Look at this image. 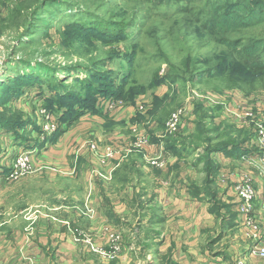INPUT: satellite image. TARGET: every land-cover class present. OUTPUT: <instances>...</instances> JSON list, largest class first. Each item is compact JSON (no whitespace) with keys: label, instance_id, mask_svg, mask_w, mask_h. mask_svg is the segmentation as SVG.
Instances as JSON below:
<instances>
[{"label":"rangeland","instance_id":"rangeland-1","mask_svg":"<svg viewBox=\"0 0 264 264\" xmlns=\"http://www.w3.org/2000/svg\"><path fill=\"white\" fill-rule=\"evenodd\" d=\"M18 1L26 5L18 17L22 20L8 19L6 23L0 20V69H3L0 72V119L11 126L10 129L0 126V156L4 163L14 162L23 152L35 150L37 141L54 138L62 132L67 127L60 124L64 117L73 119L71 128L75 130L74 136L80 138L71 149L92 151L99 145L113 147L109 140L102 143L89 141L94 137L91 133H96L101 123L109 129L116 123L110 119L108 113L111 110L107 108L112 99L134 106L137 98L152 96L155 108L147 112L157 111L156 119L167 123L182 103L186 100L193 102L190 93L195 95V92L211 90L249 94L264 91V73L253 75L234 52L214 41L217 34L204 27L205 16L212 13L220 0H47L40 10L34 0H0L1 17L9 14L14 18V13H8V5L13 3L11 7H15ZM252 3L262 9L264 0H252ZM26 17L32 18L28 29L23 24L29 20L26 21ZM223 35L228 39L241 40L246 45L251 39H264V24ZM18 61L34 62L38 66L29 71L31 69L24 66L25 62ZM46 69L54 71V78H45ZM162 90L166 92L160 95ZM155 92L160 93L156 95ZM118 93L122 95L117 99ZM92 97V107H80V103L91 106ZM83 109L91 113L102 112L101 109L108 112L100 114L103 122L94 121L91 115L84 114L87 123L83 126L78 124L84 116L79 114ZM45 111L53 118L55 125L51 129H47L43 122L46 121ZM146 128L149 130L148 126ZM7 151L11 153L6 155ZM100 168V165L94 168L92 177L100 175ZM0 181L5 183L0 186V248H16L31 240L29 230L14 238L16 230L30 229L35 225L31 222L32 215L39 213L34 204L40 200L49 202L55 189L53 184H47L52 188L48 196L33 189L30 179L21 184L10 183L7 177H0ZM27 181L30 182L27 187L30 191L22 197L21 193L18 194L20 191H16ZM56 183L62 185L67 180L59 178ZM63 193L58 195L71 200V192ZM23 204L28 207L22 208ZM92 204L88 203L89 210L84 216L100 219L101 213L97 214L96 205ZM137 209L133 205L125 210L120 223L89 222L90 228L79 229L77 243L88 249L82 254L84 264L181 263L174 252H164L161 236L174 234L177 227L181 229L182 226L172 221H165L163 225L145 222L148 215L144 209L141 214L145 216L141 222V217L134 212ZM190 210L186 207L184 212ZM160 213L165 216L174 212L168 206L163 207ZM137 220L141 222V229ZM96 225L100 228L97 229ZM145 226L150 227V233ZM161 226L160 236L147 239L148 234H153V229ZM206 235L201 238L203 246L212 240L206 239ZM227 246L229 240L225 243V248Z\"/></svg>","mask_w":264,"mask_h":264},{"label":"crops","instance_id":"crops-1","mask_svg":"<svg viewBox=\"0 0 264 264\" xmlns=\"http://www.w3.org/2000/svg\"><path fill=\"white\" fill-rule=\"evenodd\" d=\"M165 92L162 90L160 95ZM200 92L190 93L193 102L182 103L184 119L182 117L176 131L156 119L157 111L147 112L155 108L152 96L137 98L134 106L112 99L107 107L111 110L108 114L116 123L110 129L101 123L89 140L111 141L116 147L117 151L104 165L89 149H71L80 141L71 128L73 120L54 138L37 141L35 150L29 154L31 172L27 175L9 177L13 161L4 163L0 156L1 179L7 177L10 183L19 184L30 179L33 189L42 195L49 196L52 190L47 184H53L55 189L49 202L40 200L34 204L39 213L32 215L31 222L35 225L16 230L13 235L16 238L29 230L30 242L16 248L1 247L0 264H84L82 254L88 249L77 243L79 229L90 228L89 222L120 223L124 211L133 205L138 208L134 212L141 217V222L142 216L148 215L145 222L163 225L165 221H172L182 226L181 229L176 226L174 234L161 236L164 252H174L177 261L181 262L177 264H264V258L258 253L264 248V161L256 145L257 127L264 124V91L249 94L243 91ZM159 93L155 92L156 95ZM199 105L207 112L203 115L209 137L207 145L197 144L200 115L196 108ZM101 111H80L79 114L91 115L94 121L103 122L100 114L108 111ZM86 115L78 124L84 126L87 123ZM140 137L146 141L137 147L135 143ZM5 153L8 155L11 151ZM203 156H207V169ZM98 165L100 175L94 178L92 174ZM59 178L66 179L67 183L58 185L56 180ZM243 178L250 179L257 192L249 214L251 223H246V216L239 211L233 192L234 184ZM37 181L39 183H35ZM207 182L214 190L215 200L203 190ZM4 185L0 181V186ZM29 186L27 181L16 192L20 191L18 194L24 197L30 191ZM63 191L71 192L72 201L58 195L64 194ZM5 193L8 198V192ZM89 202L93 203L91 206L96 205L100 219L84 216L89 210ZM168 206L172 207L173 215H161L162 208ZM27 207L22 205V208ZM186 207L191 209L190 212H184ZM143 209L147 212L145 215L141 214ZM54 210L57 213L53 214ZM140 221H136L139 229L142 228ZM83 223L86 225L82 226ZM162 228L153 229L147 239L160 236ZM145 230L150 233L149 226H145ZM137 233L140 235L139 231ZM205 233L206 239L212 240L203 246L201 238ZM227 240L229 246L225 248Z\"/></svg>","mask_w":264,"mask_h":264},{"label":"trees","instance_id":"trees-1","mask_svg":"<svg viewBox=\"0 0 264 264\" xmlns=\"http://www.w3.org/2000/svg\"><path fill=\"white\" fill-rule=\"evenodd\" d=\"M34 1L39 4L38 5L39 10H40V6H42L43 3L47 2V0H34ZM208 1L211 2V0H208ZM219 2L220 4L216 5L213 8L212 13H210V15L208 16H205V19H207V21L204 24V27H206L209 32L217 34L216 35L217 37L215 38L214 41L217 42L218 44L224 45L225 47L230 49L232 52H234L236 54V58L238 60L242 59L243 64L247 67V69L253 75L264 73V54H261L264 51V39H251L248 44L244 45L241 43L242 42L241 40L228 39L226 36L223 35L227 32H234L241 28H252V27H256L258 25L264 24V3L262 5L263 8L259 9L255 7V5L252 3V0H220ZM15 4H17V6L15 7H11V5H8V13L9 11H11V13L15 14V17L11 18L9 17V14L6 17H1L0 15V20L2 21V23L8 22V19H15L17 22L21 19L18 17L19 15H21V11H23V7H25L26 5H23L21 1H18ZM19 4L20 6H18ZM200 15H203V13H200ZM28 19L29 18L26 17V21ZM31 20L32 18H30L27 22L24 21L25 23H23L22 21L26 29H28L29 26L31 25ZM99 26H100L99 28H102L101 27L102 25H99ZM111 33H113V30ZM18 62L20 63L25 62L26 65L24 66L31 69L29 71H34L35 66H38V65H35L34 62H30V61L28 62L18 61ZM1 70L3 69L1 68L0 72ZM46 70L47 71L44 73V74H47L45 75L46 76L45 78H47V76H51L54 78V75H53L54 71H51L50 69H46ZM121 95L122 93L117 94V96H121ZM7 102L8 101H6L5 103ZM90 102H92L91 106H88V104L84 105L80 103V107L81 106H85L87 108L92 107L94 104L93 97L91 98ZM90 102H87V103H90ZM197 110L199 111V115H200L198 118L200 128L196 135L198 139L197 144L207 145L209 142V137H208V134L206 133L207 129L205 128V125H203L204 124L203 115L205 116L207 112L202 105H199L198 108H196V112ZM83 111H85V109H83ZM71 120L73 119H66V117H64V121L63 122L60 121L61 127H62V124L66 126L69 122H71ZM0 126L5 127L7 129H10L11 127L8 124H5L4 120L2 119H0ZM207 148L208 147H206L205 149ZM202 159L205 160L206 169H207L209 167V163L207 164V156H203ZM205 186L206 187L203 189L204 192L206 194H210V196H213L211 197V199L215 200L216 195L214 193V190L211 189L209 182H207ZM200 192H201V188H200Z\"/></svg>","mask_w":264,"mask_h":264},{"label":"built area","instance_id":"built-area-1","mask_svg":"<svg viewBox=\"0 0 264 264\" xmlns=\"http://www.w3.org/2000/svg\"><path fill=\"white\" fill-rule=\"evenodd\" d=\"M184 108H180L177 111H175L171 117L167 121V127L171 131H176L178 129V126L180 122L182 121V117L184 115ZM46 115V121L43 120L45 123V127L47 129H51L55 124L52 122V116L51 114H48L45 111ZM145 142L144 137H140L135 145L137 147L141 146ZM256 145L259 149V154L261 159L264 161V124H261L257 127L256 131ZM100 146L96 147L92 150V152L95 154L97 158H99L101 165L106 164L108 159L113 157L115 154V148L114 146ZM103 151V152H101ZM29 153L23 152L22 155L18 156L14 162L12 163V171L9 175V177H14L15 175L18 174H27L31 172V167H30V159H29ZM153 163H156L153 161ZM233 192L237 197L238 203H239V211L246 216V223H251L249 214L251 213L252 210V205L253 202L256 198V189L251 182L250 179L243 178L240 181H237L234 186H233ZM259 255H261L264 258V248H262L259 252Z\"/></svg>","mask_w":264,"mask_h":264}]
</instances>
